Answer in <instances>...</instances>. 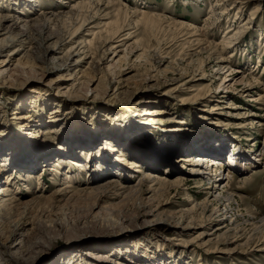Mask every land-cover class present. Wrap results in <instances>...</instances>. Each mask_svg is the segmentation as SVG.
I'll return each mask as SVG.
<instances>
[{"label":"rangeland","instance_id":"374dc122","mask_svg":"<svg viewBox=\"0 0 264 264\" xmlns=\"http://www.w3.org/2000/svg\"><path fill=\"white\" fill-rule=\"evenodd\" d=\"M2 16L13 31L0 34V41L20 39L23 48L16 41L0 55V62L13 57L7 74L0 76L5 107L0 136L7 142L0 148V197L9 183L24 205L53 195L67 182L81 188L94 178L105 180L115 174L105 160L122 169L124 183L139 181L148 169L151 177L170 182L189 176L157 197L147 195L154 201L145 198L144 210L136 199L126 208L118 200L96 209L64 201L36 207L27 215L13 255L21 245L41 241L45 252L34 264H264V0H0ZM116 24L120 35L130 37L107 50L104 61L93 62L102 50L94 35ZM58 41L64 45L54 50ZM213 45L225 58L221 71L222 57L212 52ZM71 46L88 50L78 64ZM125 50L128 64L111 73L107 62L117 54L124 57ZM18 61L31 77L27 86L9 83L21 79ZM65 61L73 63L69 72L59 68ZM68 91L85 93L86 100L70 99L63 93ZM144 110L150 115L139 128L134 121H141ZM218 142L226 156L220 196L206 189L215 180V167L212 179L201 180L189 172L190 162L182 161L198 155V146L221 152ZM15 144L35 149L29 159L48 148L54 156L39 160L30 172L13 168L5 149ZM75 144L85 165L61 155L62 148L76 149ZM123 145L130 149L122 156L125 163L115 153ZM136 152L168 165H142ZM6 169L16 176L7 184ZM64 173L69 180H63ZM208 201V209L225 206L229 226L243 229L236 242L199 237L205 221L188 211ZM8 209L0 216L1 242L11 241L12 236L6 241L9 231L23 216L21 208ZM216 220L208 233L219 226L221 219ZM57 222L65 223L64 232L58 233ZM86 223L90 228H84Z\"/></svg>","mask_w":264,"mask_h":264},{"label":"bare ground","instance_id":"6f19581e","mask_svg":"<svg viewBox=\"0 0 264 264\" xmlns=\"http://www.w3.org/2000/svg\"><path fill=\"white\" fill-rule=\"evenodd\" d=\"M99 3H100V1H99ZM79 4L75 5L74 7L78 6ZM82 4H81V7H82ZM78 8H79V6H78ZM141 17H149V16L143 14V15H141ZM0 20H2V22L0 23V34L13 31L12 24L7 22L8 18L3 19V16H2V17H0ZM47 26H48L47 24L44 25V27H47ZM108 27L109 26L107 25L105 27L104 31L99 32L98 35H94V37L97 36L99 38V40H101V42H102L101 49L102 50H101V54L98 57L97 56L92 57L93 62H95V60L97 62L102 60V59L105 60L107 58V57H105L106 56L105 53L107 50H109V51L113 50V49L116 50V48L118 46L124 45V41H125L124 39L130 37V35H131V33L129 35H123V36L120 35L121 26H119V24L114 25L113 28L110 27L111 29H108ZM26 31H23L22 34H20V35L24 36L26 34ZM118 39H120V40H118ZM16 41L18 42V44H17L18 48L19 47L23 48V43H22V40H20V39L10 38V39H7L6 41L5 40L0 41V55L5 50L4 48H6L8 46V44L15 43ZM70 42H72V41H70ZM61 45H64V44L61 43V41H58L54 44L53 49L54 50L58 49L61 47ZM213 46L214 47H212L213 48L212 52L214 54H218V55H220V57H222V55H221L222 50H220V48L218 46H215V45H213ZM56 47H58V48H56ZM72 48H73V46L69 47V51L70 50L75 51V54L77 55V57L74 60V63L78 64V62L82 61V58L86 57V53H87L86 51H88V50H86V49L84 50L83 47H81V46L79 48L78 47H75L74 49H72ZM209 52H210V50H209ZM116 56H119V58L116 59L115 61H114V59H111L110 62L109 61L107 62L108 63V70H110L111 73H115V69H118V68L120 69L122 67V65L128 64V60H129L128 50L124 51V57L123 56L120 57V55H118V54ZM12 58H13L12 56L7 55V60H3L2 62H0V76H3L4 73L9 71L8 70L9 69L8 64H10V62H12ZM104 60H102V61H104ZM224 62H225V58L222 57L221 60L218 62V66H219L218 69L219 70L224 69L227 66L226 64L224 65ZM72 64H71V61L70 62L65 61V62H63V65H61L59 68L65 69L66 71L69 72V70H70L69 68ZM17 65L21 71V73H20L21 79L18 80L16 78H14L9 83L12 86H18V87L27 86L28 84L31 83V77L29 76L28 72L25 69V68H27V67H25L26 64L23 61H18L15 63V66H17ZM60 69H58V70H60ZM225 80H227V79H225V77L221 79V83H222L221 85L222 86L224 85V87L227 86V85H225V83H226ZM247 91L249 92L250 90H247ZM63 93L68 98L73 99V100L75 98H79V99L82 98V99L86 100V96H85L86 94L83 93V95H82V92H80L79 94L76 91H72V92L68 91V92H63ZM73 106H75V105L73 104ZM59 108H58V110H56V112L59 111ZM0 111H3V112L5 111L4 103H2V101H0ZM16 111H14V112H16ZM142 112H144V113H141L139 115V119H141V121H134L135 124L138 123L139 128L141 125H144L145 121H147V119L144 117H146V115H150L148 110H144ZM121 114H123V113H121ZM16 116H21V114L20 115L18 114ZM134 127H136V125H134ZM1 140H2V137L0 136V148L3 147V145H5L7 143L6 141H1ZM217 144H219V145L218 146L216 145V146L221 150V152H219L217 154L208 153L205 148L198 146L197 149L195 150V152L197 151L198 155L194 156L193 159L191 158V156H188L187 159L184 158V159H182V161L183 162H185V161L190 162L191 169L189 172L191 174H193L194 176L200 175L202 178L201 180L212 179V177H210V173L212 171V168L215 167L216 168L215 174H214L215 180L213 181V184H210L208 187H206V189L208 191H210L212 189L213 192L215 191L214 194L217 193V195L220 196L222 189L220 187V190H219L218 186H220L223 183V174L221 171V165H224L223 160H226V156L225 155L221 156V154L224 153V149H223V147L220 146L221 143L218 142ZM63 146H61V147H63ZM74 146H76V144ZM78 146H76L77 147L76 149L73 147L66 152L63 151V149L65 147L62 148L61 155L66 153L67 158H70V159L76 160V161L78 160V158L81 159V157H80L81 154H80V152H78L79 150L76 151L77 149H80V147H78ZM22 147H23V149H22ZM5 150H6V152H9L8 156H7L9 159L7 161L9 163V166H13V168L17 167V166L19 168L20 166H23V167H25L24 169H26L27 172L32 171L34 169L36 163H38L39 160H43L44 162L45 161L48 162L51 159V156L53 155V152H51L50 148H48L45 151L44 150H42V152L40 151L39 154L36 155V157L29 159L30 157L27 158L28 155L33 154L35 149L32 148L31 146L25 147L21 144L18 146L16 145V148L12 149L11 151H9L8 148H6ZM109 150L113 151L114 149L110 147ZM22 151H26V154H27L26 157H25V154L22 153ZM129 152H130V149H127V147L125 148V146L123 145L121 148L117 149V151L115 153L118 154L119 156L118 155L117 156L120 157V159H122L125 163L127 159L122 158V156L127 155ZM136 154H140V155H138V157L136 156L137 157L136 161L140 162L142 165H146V166H147V164L149 166H156V165L166 166V165H168L165 162H159V161L155 160L153 156H147L148 155L147 153L136 152ZM261 155L264 156V148L261 150ZM144 158H146V160H144ZM229 160H230V162H233L235 160V158L232 155H230ZM105 161L108 162L106 167L108 169H112L113 172L115 173L112 177L105 178V180H101L100 179L101 177L94 178V181L92 183H90V184L88 183L86 186L81 187V188L72 185L70 182H67L64 184L63 188L58 189L53 195H51L49 197L41 196V197L35 199L33 202L27 203L24 205L22 203H20L19 199H16L14 197V195H13L14 192H12V190H10V186H9L10 183L9 182L11 180V177L12 176L16 177V176L12 175L13 173L11 170L6 169L4 174H6L7 179L8 178L9 179L6 180L5 183L7 184V181H8L9 184H7L2 189V192L5 196L0 197V206L2 205V207L0 208V216H2L4 213H6V212H4V210H6L8 208L9 209L21 208L23 211V213H22L23 216L16 222V224L13 225V227L9 231V236H8V238H6V241L11 239V236H12L11 241L10 242H1L0 241V264H34L37 255H40L43 252H45V250H44L45 242H41V241H36L30 246L21 245L19 247L20 252L17 255H15V254L13 255L11 252L12 247H14L13 245H16L18 243L17 240H18V237L21 235V230L24 228L25 224L27 223L26 218H27L28 213H30V211L35 210L36 207H39L41 205L51 207V206H55L56 204L64 201L67 204L73 203V204L78 205V206L84 204L87 206L88 205L91 206V209H96V208H100V206L102 205V203L104 204V202L118 200V203L123 204L122 207L126 208L128 206V204H130V202H134V200L136 199V200H139L138 202H140V206L144 210V208L148 207L149 201H154L153 198L151 200L147 195H150V194H152V195L154 194L155 196L160 195L165 190H167V188L169 186L174 185L175 183L176 184H181V183L184 184L189 179L188 175L186 177L178 176L174 182H170L166 178L165 179L164 178L159 179L158 177H156V178L151 177L152 173H150V172H153V171L148 169V171H146V173L143 175L142 179H140L139 181H135V182L132 181L130 183H124L123 180H121V175H120V173L122 172V169L117 168L118 165L116 166L115 164L112 163V161H109V160H105ZM209 161L211 164L208 163ZM22 163L25 166L21 165ZM78 163H79V166L81 165V163L83 165H85L84 161L82 162V161L78 160ZM99 163H101V159L99 160ZM56 165H58V164H56ZM57 173H58V171H57ZM18 174L20 175V177H23L25 175L20 170L18 171ZM64 176H65V178L63 179L64 181L69 180V178H70L69 174L64 173ZM39 181H42V177H40ZM230 184L231 183H229L228 186ZM225 186H227V184ZM218 196H215V199L218 198ZM232 197H230L228 199L230 200ZM145 198L148 199L147 203H145V200H144ZM2 200H3V202H1ZM217 200H219V198ZM208 203H209V201L204 202L202 204H196V207H194L193 209H190L188 211V213L191 212L190 214H192V217H194V215L195 216L198 215V217H200L201 219H203L205 221L204 222V224H205L204 225V227H205L204 231H203V233H201L199 235V237L207 234V235L213 236V238H215V240H217V238L218 239L223 238L224 239L223 241H224V243H226V245H229L228 244L229 242H236L233 240L236 239L237 236L242 234V233L240 234V232L243 229L241 230V229L237 228V226H234L233 228H231L229 226L232 223L228 222L224 216L226 214V212H228V211H226L225 206H223V205L220 206V204H218L214 208L212 206V209H210V208L208 209ZM159 204H160V202H157L156 207H158ZM80 207H82V206H80ZM182 218H184L183 215H182ZM218 218H219V220L221 219L219 226L215 227V229L213 231L214 233H208L211 229L213 230L212 227L214 225L212 226V223H214V221ZM97 222L98 221L95 219L92 222V225L96 224ZM260 222L264 224V217L262 219H260ZM87 224L88 223H86L84 226L85 229L90 228V225H87ZM57 226L59 228L58 233L64 232V230L66 229L65 223L57 222ZM77 228H79V227H77ZM222 228H226L225 231H222L221 230ZM229 229H232V231H233V232H231L230 235H228V233H227V232H229ZM220 230H221V232H220ZM203 239H204V236H203ZM17 245H20V244L18 243ZM98 259L99 258L95 257L94 260L96 261Z\"/></svg>","mask_w":264,"mask_h":264}]
</instances>
